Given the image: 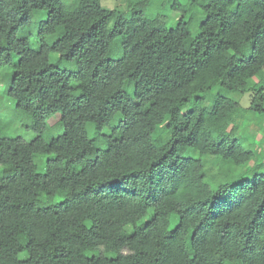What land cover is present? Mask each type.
<instances>
[{"label":"trees","instance_id":"1","mask_svg":"<svg viewBox=\"0 0 264 264\" xmlns=\"http://www.w3.org/2000/svg\"><path fill=\"white\" fill-rule=\"evenodd\" d=\"M3 66L0 264H264V0H0Z\"/></svg>","mask_w":264,"mask_h":264},{"label":"rangeland","instance_id":"2","mask_svg":"<svg viewBox=\"0 0 264 264\" xmlns=\"http://www.w3.org/2000/svg\"><path fill=\"white\" fill-rule=\"evenodd\" d=\"M126 3L127 0H101V4L109 8L114 7L123 9L125 8ZM35 15V13L32 14L29 18V23L26 26L20 28L16 33L17 37H26L28 40V46L31 48H35L37 46L36 31L38 25L36 20L37 17ZM170 15L176 18L179 16L177 12H171ZM41 18H44V15ZM49 58L51 62L60 67H69V62L58 59L57 53L50 54ZM11 72L12 68L10 66H3L2 68H0V135L13 133L16 135H21L24 138H30L32 136V133L24 131L20 126L21 123H28V120L20 110L14 108L13 101L9 97H7L5 93L7 78L10 77ZM231 96H233V94H231ZM235 98H238L243 106H247L249 103L248 94H244L242 96L237 95ZM58 118L59 114L57 113L47 121L50 126V135L58 131V127L56 125H54L53 127L51 126L56 123ZM251 121L252 114L248 112L246 114V118L242 120L239 128L240 136L246 141V143L250 145L251 149L256 153V158L250 161L249 166H251L252 163L256 160L258 162L261 160L264 161V126H261L258 130H256L253 128V126L250 125ZM38 158L39 156H36L34 158L35 162ZM214 168L217 169V167ZM37 170H42L41 165L39 166L37 164Z\"/></svg>","mask_w":264,"mask_h":264}]
</instances>
